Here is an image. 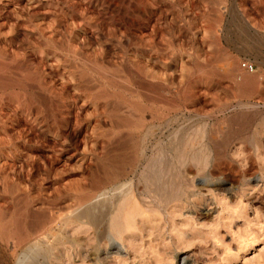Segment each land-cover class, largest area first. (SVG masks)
Returning <instances> with one entry per match:
<instances>
[{"label": "rangeland", "instance_id": "rangeland-1", "mask_svg": "<svg viewBox=\"0 0 264 264\" xmlns=\"http://www.w3.org/2000/svg\"><path fill=\"white\" fill-rule=\"evenodd\" d=\"M198 151L215 187L125 209L102 259L89 202ZM185 262L264 264V0H0V264Z\"/></svg>", "mask_w": 264, "mask_h": 264}, {"label": "bare ground", "instance_id": "bare-ground-1", "mask_svg": "<svg viewBox=\"0 0 264 264\" xmlns=\"http://www.w3.org/2000/svg\"><path fill=\"white\" fill-rule=\"evenodd\" d=\"M212 146H214V145H212ZM199 152L200 151H198V153ZM200 153L199 154L185 153V152L184 153L183 152L176 153L177 155L174 157V161L177 164H171V163L170 164H161V163L151 164L150 163V164H147L142 169V171H141L142 179L141 180L145 183V188L142 190L141 194L144 196L147 195L148 197H150L152 199L151 203H150V201L148 202V201L142 199V200H139V202H140L139 207H138V205H137V207L134 206L133 205L134 203L132 204V201L136 198V196H135L136 188L132 187V184H131V186L128 188V190L124 189V187H125L124 185L119 186V187L117 186V190H116L117 193L115 195L113 202L110 203V206L112 209L109 212L110 215L108 214V218L106 217L107 219L105 217H103V215L106 213V210H104L102 208L99 209L98 204L96 205V203L93 202V200H92V202H89V205L87 204L88 208H87L85 215H87L86 217L89 219V222L92 223L94 226H96V224H97V221L95 218L96 209L98 208L99 213L101 212V214H103L105 212L102 215V218H100L101 227L103 225L105 228V231L102 229L104 231L102 236L107 239V247H106V250H104V252H102V256H103L102 259H110V257L112 258V255L116 256V255L121 254V252H120L121 249H120L117 241L112 237V234H116L118 237H120V239L121 238L129 239V237L132 236V233L129 232L131 230H127V228L125 230V226L123 229V226L121 224L122 221L120 220V215H121L122 211H124L125 209L127 210L126 213L128 212L129 215L134 214L137 210L142 211V213L144 214V213H148V211L150 212V207L152 208V205H154V203L158 202L162 205V207L164 209L168 210V209H171L174 207H178L181 203L185 202L184 197H186V195L188 196L191 194V196H192L193 195L192 190L194 191L193 188L195 187L196 184L199 185V188H198L199 193L202 191L201 190L202 187H215V181L212 182L209 178V177H211V175L208 177V175L205 176L203 174L205 172V170H202L200 168L195 173L191 172L194 174H188V172H187V171L191 170V168H190L191 166H188V164H187L188 161L197 162L201 165H203L205 163L207 158H205V155L203 157V154L201 155ZM199 167H201V166H199ZM118 170H120V169H118ZM117 177H118L117 175H113V182H115L114 180ZM187 183L188 184L191 183L190 185H193V186H191L192 188H186ZM188 187H190V186L188 185ZM147 203H150V204H147ZM135 205H136V203H135ZM105 209H106V207H105ZM141 209H143V210H141ZM140 211L138 212V215L140 214ZM144 211H147V212H144ZM151 211H153V209H151ZM149 214H151V213H149ZM156 215H158V214H156ZM126 218H127V216H126ZM152 219H154V217L151 218V216H146V221L152 222V221H154ZM129 220H130V218L126 221L128 222ZM98 221H99V219H98ZM142 222H144V221H142ZM131 223H133V222H131ZM99 224H98V226H99ZM127 225H129V224H127ZM129 226H132V225H129ZM63 244L64 245L66 244L65 239L62 238L61 236H58L57 242L55 244V249L59 246L61 247V245H63ZM38 246L39 245H37L35 247L38 248ZM40 250L44 251V254L47 252V249H45L43 247H40ZM97 251L99 252V249L94 251V253L92 255L95 257H92V258L97 259V263H98L99 256H97V253H98ZM99 259H101V258H99ZM182 262H184V261L182 260ZM184 264H186V262Z\"/></svg>", "mask_w": 264, "mask_h": 264}, {"label": "built area", "instance_id": "built-area-1", "mask_svg": "<svg viewBox=\"0 0 264 264\" xmlns=\"http://www.w3.org/2000/svg\"><path fill=\"white\" fill-rule=\"evenodd\" d=\"M239 69L246 73H251L254 70V66L247 61H243L239 63Z\"/></svg>", "mask_w": 264, "mask_h": 264}]
</instances>
